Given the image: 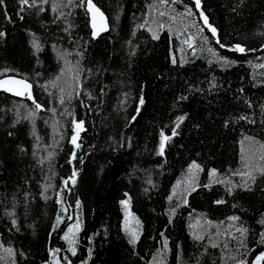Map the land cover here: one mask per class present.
<instances>
[{
    "label": "trees",
    "instance_id": "16d2710c",
    "mask_svg": "<svg viewBox=\"0 0 264 264\" xmlns=\"http://www.w3.org/2000/svg\"><path fill=\"white\" fill-rule=\"evenodd\" d=\"M94 2L108 16L112 30L88 45L85 64L94 70L100 66L107 69V74L100 78L99 84L95 80L89 81L94 86L93 91L98 92L103 84H108L109 88L105 89L106 94L102 97V108H96V101L90 102L95 111L76 108L77 118L86 121L88 131L82 134L83 149L77 153L78 157H82V161L78 162L77 185L70 193L65 194V199L70 205L68 213L79 214L83 231L80 232L77 256L71 257L66 252H62V255L67 254L73 264H81V259L87 264H142L132 254L131 246L122 232L123 209L119 201L123 198V193L128 191L133 196L132 211L144 222V235L137 246L141 255L151 254L158 246L151 237L159 238V232L167 228L166 235L170 236L173 247L169 264H177L178 244L184 245L183 259L186 264H195L201 248L195 246L187 235L189 212L194 210L193 214L206 213L209 218L220 220L234 211H240L239 208L234 210L231 207L236 202L249 210L244 215L255 227L253 214L258 215L264 211V194L259 191H238L235 197H227L220 186H214L212 191L201 189L193 193L189 198L190 208L182 209L173 225H168L167 216L162 214L168 208L166 196L171 186L191 160L196 159L206 169L217 167L222 171L237 165L239 136L234 131L224 129L221 121L235 114V110L240 107L234 99L240 87H244L247 96L254 101L264 100V87L251 86L252 70L248 67V61L253 64L264 62L261 60L264 51L260 50L264 49V37H261L262 29L259 27L264 24V0H248L241 16H235L229 10L235 0H204V7L212 22L228 42L243 40L257 47V51L249 53L247 57H237L242 67H233L227 72L217 70L216 75L224 84V90L219 95L192 96L176 107V100L186 86L193 83L199 86L200 81L205 79L208 72L205 60L198 59L183 68L172 67L169 52L176 49L178 42L169 38L166 31L159 41H152L145 31L137 32L135 39L131 37V32L141 21L151 0ZM16 7L15 4H9L14 24H8L0 10V30L9 32L8 40L0 42V68L10 66L29 73H33L35 68L36 71L51 75L57 65L50 47L41 53L43 67L37 68L27 44L29 29L40 34L42 17L26 15L25 20L20 21L15 14ZM81 28V35L88 39L89 29L83 28V24ZM129 39H133L134 44H140L136 56L130 61L131 66L126 46ZM176 55L179 58L180 53L176 51ZM185 55L187 57V53ZM141 86H144L146 104L136 123L128 126L126 118L134 115L136 100H129L126 113L115 109L123 92H129L131 97H138ZM36 93L41 101L52 106L39 89H36ZM14 103H27L31 106L30 101L0 93V108H11ZM55 106L60 108L58 103ZM184 113H188L189 118L181 126V135L175 138L174 146L167 152V163H164L163 158L155 155L158 131L161 128L167 130L172 121ZM50 115L48 112L42 113L43 119L37 121V130L47 144H52L54 138L58 139V133H54L50 126ZM8 119H11V113ZM44 120H48L49 124L45 125ZM61 120L68 124V130L64 133V140L60 142L62 150L57 152L54 162V183L58 188L62 187L63 179L71 170V165L67 162L71 149L68 143L71 135L70 118L67 121L64 118ZM13 131L16 132V137L7 138L4 127L0 126V161L3 162L0 164V193L4 194L0 196V230L7 233L10 220L5 212L11 208L13 194L29 187L25 181L30 180L31 191L36 199L30 205V214L26 220L23 219V208H17L25 227L22 234L10 235V242L17 248L24 249L29 257L27 261L21 258V264H43L48 246L67 247L62 239L63 231L66 230V224L70 225L74 221L66 217L65 224L59 225L57 232L52 233L51 240H48L50 226L59 212V205L55 203V198L45 204L39 197V185L43 183L44 177L31 155L35 140L31 136L30 125L22 123ZM122 136L131 138L132 147L114 150L115 140H120ZM17 145L27 148L28 152L21 154ZM160 165H163L162 173ZM137 169L140 171H136ZM148 173L152 174L153 180L159 185V190L152 191L150 196L143 192V188L147 186L144 179ZM204 180L206 174L201 176V181ZM221 197L226 198L228 203L215 205L213 201ZM76 199L82 205L78 210L75 209ZM27 224L35 225V235L32 229L27 228ZM89 247L93 249L91 260L87 258ZM259 251L260 248L256 247L248 257L250 262ZM201 264H211L210 258L203 257Z\"/></svg>",
    "mask_w": 264,
    "mask_h": 264
},
{
    "label": "snow or ice",
    "instance_id": "6c2138e0",
    "mask_svg": "<svg viewBox=\"0 0 264 264\" xmlns=\"http://www.w3.org/2000/svg\"><path fill=\"white\" fill-rule=\"evenodd\" d=\"M247 2L248 0H235L229 8L230 12L235 16H241ZM10 3L17 6L15 14L20 21H24L26 15L42 17L40 34L32 29L27 31L30 55L34 57L37 68L43 67L41 53L50 47L57 67L51 75L36 71L35 68L34 74L21 72L10 66L0 68V93L31 102V106L27 103H14L11 108H0V126L4 127L7 138L14 139L16 132L13 129L25 122L30 125L31 136L35 140L31 155L44 177L43 183L39 185V197L45 204L55 198V203L59 205V212L50 226L48 240H51L52 233L57 232L59 225L65 224L66 217L74 221L70 225L66 224V230L63 231L62 239L67 247L48 246L43 264H73V260L67 254L62 255V252L70 253L71 257L77 256L83 222L78 213L74 215L68 213L67 209L70 205L65 199V194L70 193L77 185L78 162L82 161V157H78L77 153L83 149L82 134L88 131L86 121L77 118L76 108L95 111L91 101L97 102L96 108H102V97L106 94L105 89L109 88V85L103 84L98 92H94V86L89 81L95 80V83L99 84L100 78L107 74V69L100 66L94 70L85 64V59L88 45L98 40L102 34L110 32L112 28L105 12L94 0H0V10L4 19L8 24H14L9 10ZM81 24L83 28L89 29L88 39L81 35ZM259 27L262 29L260 35L264 37V24ZM139 31L148 33L152 41H159L162 33L166 31L169 38H174L178 42L176 49L169 52V62L172 67L183 68L198 59L205 60L207 64L208 72L205 79L200 81L199 86L194 83L186 86L174 107L188 101L192 96L219 95L224 90V84L216 75L217 70L227 72L233 67H242L237 57H247L249 53L257 51V47L243 40L228 42L212 22L208 10L204 7V0H151L141 21L131 32V37L135 39ZM8 37L7 30H0V42H6ZM133 39L126 41L129 49L127 53L130 58L129 66L131 59L136 56L140 48V44H134ZM260 50L264 51V49ZM176 51L180 53L179 58ZM261 60H264V57H261ZM248 67L252 70L251 86L264 87V62L253 64L248 61ZM143 88L144 86H141L138 97H131L129 92H123L115 109L117 112L126 113L129 100H136L134 115L126 118L128 126L136 123L146 104ZM36 89L46 95L51 107L40 100ZM234 99L240 107L235 110V114L223 119L221 124L224 129L234 131L239 136L237 165L222 171L217 167L206 169L196 159L191 160L166 196L168 208L162 214L167 216L168 225H173L177 216L181 215L182 209L190 208L189 198L201 189L212 191L214 186H220L227 197H235L238 191L253 193L259 191L264 194V100L254 101L247 96L244 87L238 89ZM57 103L60 105L59 109L55 106ZM45 112L51 114L50 126L54 133H58V139L54 138L52 144L44 143L43 137L37 130V121L43 119L41 114ZM9 113H11L10 120ZM61 118H64V121L70 118L71 135L68 137V143L71 149L67 162L71 165V170L63 179L62 187L58 188L54 183L56 175L54 162L57 152L62 150L60 142L64 140V133L68 130V124L62 123ZM188 118V113L178 115L167 130L161 128L158 131L155 155L163 158L164 163H167V152L174 146L175 138L181 135V126ZM44 123L48 125L49 121L44 120ZM115 145L114 150L125 146L130 148L131 138L122 136L120 140H115ZM17 147L21 154L28 152L25 147L20 145ZM2 163L0 161V164ZM160 169L162 173L163 165H160ZM205 174L206 180L201 181V176ZM25 183L29 187L13 194L11 208L5 212L10 223L7 225V233L0 230V264H21V258L23 261L29 259L24 249L17 248L10 242V235L22 234L25 227L17 208H23V219L26 220L30 214V205L36 199L31 191V181L26 179ZM144 183L147 185L143 188L146 195L150 196L152 191L159 190V185L153 180L151 173L146 175ZM0 196L4 194L0 193ZM132 201L133 196L128 191L123 193V198L119 201L123 209L122 232L128 245L131 246L132 254L137 256L142 264H169L173 247L170 236L166 235L167 228L159 232V238L151 237L158 246L150 255H141L138 251L137 246L144 235V222L132 211ZM213 203L225 205L228 200L221 197L215 199ZM81 206V201L76 199L75 209L78 210ZM231 207L234 210L239 208L240 211H234L233 214L220 220L211 219L206 213L193 214L194 210L188 213L187 235L195 246L201 248L195 264H201V259L205 256L210 258L211 264H217V261L219 264H264V211L259 212L258 215L253 214L254 227L244 215L249 212L248 209L236 202H233ZM27 228L32 229L35 235L34 224H27ZM98 234L94 233V235ZM91 243L89 239V244ZM250 245L260 248L251 262L248 257L256 247ZM183 249V244L176 245L177 264H186L183 259ZM92 255L93 249L89 247L88 260L92 259ZM81 264L87 262L81 259Z\"/></svg>",
    "mask_w": 264,
    "mask_h": 264
},
{
    "label": "bare ground",
    "instance_id": "6f19581e",
    "mask_svg": "<svg viewBox=\"0 0 264 264\" xmlns=\"http://www.w3.org/2000/svg\"><path fill=\"white\" fill-rule=\"evenodd\" d=\"M9 95V94H8ZM11 96V95H10ZM13 97V96H12ZM14 98H17V99H23V98H20V97H14Z\"/></svg>",
    "mask_w": 264,
    "mask_h": 264
},
{
    "label": "water",
    "instance_id": "95a60500",
    "mask_svg": "<svg viewBox=\"0 0 264 264\" xmlns=\"http://www.w3.org/2000/svg\"><path fill=\"white\" fill-rule=\"evenodd\" d=\"M102 10V9H101ZM103 11V10H102ZM106 15V14H105ZM107 16V15H106ZM108 17V16H107ZM108 22H109V18H108ZM109 24H110V22H109ZM263 48H264V46H263ZM10 95V94H9Z\"/></svg>",
    "mask_w": 264,
    "mask_h": 264
}]
</instances>
